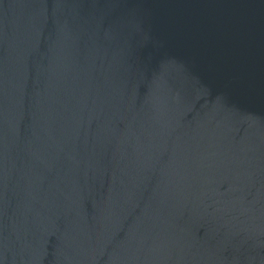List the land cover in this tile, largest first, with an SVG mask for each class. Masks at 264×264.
Instances as JSON below:
<instances>
[{"label":"water","instance_id":"obj_1","mask_svg":"<svg viewBox=\"0 0 264 264\" xmlns=\"http://www.w3.org/2000/svg\"><path fill=\"white\" fill-rule=\"evenodd\" d=\"M0 264H264V0H0Z\"/></svg>","mask_w":264,"mask_h":264}]
</instances>
